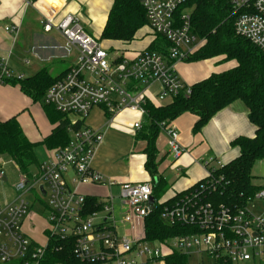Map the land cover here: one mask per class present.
<instances>
[{"label":"built area","instance_id":"1","mask_svg":"<svg viewBox=\"0 0 264 264\" xmlns=\"http://www.w3.org/2000/svg\"><path fill=\"white\" fill-rule=\"evenodd\" d=\"M235 13L234 31L257 46L264 55V0H230ZM186 0H141L147 25L154 35L167 41L164 53L143 49L134 55L116 53L85 31L79 17L66 14L55 20L54 11L42 19L44 32L57 30L63 37L65 56L73 61L64 75L55 80L44 102L69 116L65 145L53 149L31 175L19 172L13 198H0V264H45V250L52 237L73 239V252L84 264H153L176 248L188 256L201 258L199 264H264V206L255 213L248 206L264 201V187L243 206L215 204L204 197L214 188L208 165L222 166L214 157L201 162L207 168L205 181L179 196L156 201L151 181H117L91 166L104 131L126 111L134 113L130 127L136 133L143 124L150 87L157 83L158 99L174 97L189 86L177 76L175 63L184 61L201 44L190 28ZM18 32V26H6ZM28 62V61H26ZM7 59L0 61V83L22 79ZM264 78V75H263ZM93 107H101L104 122L98 127L85 123ZM79 124V127L73 126ZM160 131L167 137L168 152L175 160L184 152L172 121H162ZM0 163V179L3 178ZM105 186L107 195L96 197L100 208L86 212V195L81 185ZM116 191L113 192L112 189ZM35 189L37 195L29 193ZM43 192V193H42ZM94 197V196H92ZM176 197V198H175ZM164 205L161 219L168 224L195 226L185 235H175L163 243L144 240V218L155 203ZM45 199V202L43 201ZM35 202H43L46 213L40 229L43 241L27 236L23 222ZM121 227L123 233H118ZM127 227V228H126Z\"/></svg>","mask_w":264,"mask_h":264},{"label":"trees","instance_id":"2","mask_svg":"<svg viewBox=\"0 0 264 264\" xmlns=\"http://www.w3.org/2000/svg\"><path fill=\"white\" fill-rule=\"evenodd\" d=\"M189 10L191 32L202 44L184 61H196L216 56L223 60H234L236 65L189 86V93L184 90L162 105L146 104V115L142 127L136 132L135 139L146 142L143 149L144 169L151 176L152 196L158 201L167 191L164 178L157 175L156 137L160 133L162 121H172L184 112L196 116L192 131L198 132L207 121L220 109L235 100L244 102L248 109V118L255 126L253 137L237 136L231 142L238 147L239 154L222 166L209 168L214 181V188L209 187L204 197L215 204L243 206L263 184L252 181V166L257 160L264 159V55L261 50L234 31L235 13L230 0H186L180 7ZM147 25L141 0H112L99 40L128 43L136 32ZM151 40L146 49L164 53L167 41L160 36ZM63 72L62 75H64ZM62 75L52 76L47 68L42 67L36 73L8 83L18 84L20 90L34 102H39L51 122L56 126L41 141L32 142L25 134L15 117L0 120V155H6L16 165L18 171L31 175L37 169L35 149L38 145L46 149L59 148L69 139L67 126L69 116L59 112L53 105L44 102L46 89ZM79 127V124L73 126ZM208 177L200 180L205 181ZM180 191L176 196L194 188ZM207 181V180H206ZM176 198V197H175ZM155 203L152 211L144 218V240L163 243L175 235H185L196 230L195 226L168 224L160 215L166 204ZM96 197H86V212L100 208ZM188 255L171 248L163 256L164 264H188ZM45 264H84L73 252V239L52 237L45 250Z\"/></svg>","mask_w":264,"mask_h":264},{"label":"crops","instance_id":"3","mask_svg":"<svg viewBox=\"0 0 264 264\" xmlns=\"http://www.w3.org/2000/svg\"><path fill=\"white\" fill-rule=\"evenodd\" d=\"M111 4L112 0H0V61L7 59L10 69L14 73L22 74L23 78L36 73L42 67L47 68L52 76L62 75L73 61L75 52L72 56L66 57L62 35L55 29L44 32L42 19L53 10L55 20L66 14H74L79 17L86 32L90 35L98 33L100 36ZM6 26H18V32L15 34L6 30ZM146 26L136 32L137 34L144 29L142 31L144 34L140 38L149 36L148 42L140 49L130 46L136 34L128 43L115 41L121 45V49L123 48L121 50L123 54L130 56L147 48L154 36L148 34L151 30ZM235 65L234 60H223V56H216L196 61H178L175 63V71L178 78L190 86L212 73L222 72ZM157 91L159 85L155 83L148 93L153 105H162L170 100L158 99ZM94 112L97 113L95 124L88 123L86 119L85 123L98 127L104 122L101 107H93L86 118ZM11 117L16 118L23 133L32 142L41 141L57 124L48 119L42 105L32 101L20 90L18 84L0 83V120ZM122 118L130 120L129 128L124 129L120 126ZM136 118V114L124 111L116 117L113 125L104 131L103 141L91 163L94 170L117 181L151 180L143 166L145 160L143 149L146 142L135 139L136 133H132L130 127L132 120ZM195 120L196 116L190 112H184L172 120L178 132L179 142L184 148V152L175 160L168 152L166 135L162 132L156 137L157 175L162 176L168 186L160 200L171 198L172 195L204 179L208 167L202 164L203 159L214 157L223 164L234 159L239 150L231 144L232 140L237 136L253 137L255 133V126L248 118V109L239 99L217 111L196 133L192 131ZM120 142L123 146H118ZM135 148L138 149L136 153L132 151ZM53 149H46L48 155ZM123 157L130 158L128 164L123 163ZM208 166L213 167L216 164L214 162ZM15 168L18 170L16 165ZM99 188L108 192L105 186ZM112 191L115 192L116 189L113 188ZM31 218V215L25 218L23 230L27 236L35 239L32 233L35 230L40 233L43 225L36 227ZM196 257L200 262L201 258ZM153 264L164 262L158 260Z\"/></svg>","mask_w":264,"mask_h":264},{"label":"rangeland","instance_id":"4","mask_svg":"<svg viewBox=\"0 0 264 264\" xmlns=\"http://www.w3.org/2000/svg\"><path fill=\"white\" fill-rule=\"evenodd\" d=\"M146 27H148V26H146ZM143 30L139 31L136 34V38L130 44L131 47H133L135 49H140L141 47H143L148 42V40H149L148 35H145V37H143L142 39L140 38L142 36V34H144L142 32ZM148 34L151 35L153 33L149 32ZM92 35H93V37L100 39L98 36V33H92ZM153 36H154V38H157L156 35L153 34ZM101 44L104 47L111 49V55L112 54L116 55V53H118V54L122 53L121 50H123V48L121 49V45L118 42L101 39ZM9 80H11V79H9ZM9 80H6L4 83H8ZM168 99H169V97L166 96L163 100L167 101ZM96 114L97 113L94 112L88 118H86L87 122L92 124V125L95 124V122H96L95 118H97ZM93 118H94V120H93ZM120 122H121L120 126L122 128H124V129L129 128L130 120L128 118H122V119H120ZM160 134H162L161 131H160V133H158V135H160ZM121 145H122V142H120V144L118 146H121ZM136 148H135V150H132V151H135L134 153H136L138 151V149H136ZM35 153H36L37 160L39 162H42L48 158L47 150L42 145H38L36 147ZM129 159L123 157V163L128 164ZM0 163H3L2 169L4 172L3 178L0 179V198L1 199L6 198V197L13 198V196L18 193L15 190L13 185L17 181L19 171L15 168V165L13 164V162L6 155H0ZM35 171H36V169H33V172H35ZM251 173L253 175V178H252L253 183L263 184V182H264V159L257 160L253 164ZM79 190L82 193L99 195L101 197V199L107 195V192L105 189L99 188V186H96V185H90V184L81 185ZM29 193L33 196L37 195V192L35 189L30 190ZM43 201L45 202V199ZM248 206L251 208V210L253 212L258 213V212H260V209L264 206V201L254 200ZM30 210L31 211L29 212V215H31V217H32L31 220H33V222L36 224V227L37 226L41 227L44 224L42 218H44V214L46 213V210L44 209L43 202L33 203L30 207ZM119 232L121 234L123 233V230L121 229V227L118 228V233ZM32 236L38 241L44 240L43 236L41 235V233L38 232V230H35V232L32 233ZM198 262H199V259L196 256L192 255V256L188 257V264H198Z\"/></svg>","mask_w":264,"mask_h":264},{"label":"water","instance_id":"5","mask_svg":"<svg viewBox=\"0 0 264 264\" xmlns=\"http://www.w3.org/2000/svg\"><path fill=\"white\" fill-rule=\"evenodd\" d=\"M43 193V192H42Z\"/></svg>","mask_w":264,"mask_h":264}]
</instances>
